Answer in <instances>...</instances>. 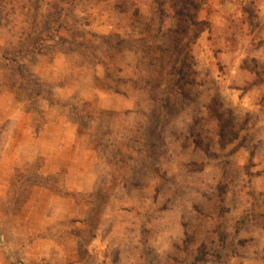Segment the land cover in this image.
I'll list each match as a JSON object with an SVG mask.
<instances>
[{
	"label": "rangeland",
	"instance_id": "rangeland-1",
	"mask_svg": "<svg viewBox=\"0 0 264 264\" xmlns=\"http://www.w3.org/2000/svg\"><path fill=\"white\" fill-rule=\"evenodd\" d=\"M197 2L186 35L177 0H0V264H264V0Z\"/></svg>",
	"mask_w": 264,
	"mask_h": 264
},
{
	"label": "trees",
	"instance_id": "trees-1",
	"mask_svg": "<svg viewBox=\"0 0 264 264\" xmlns=\"http://www.w3.org/2000/svg\"><path fill=\"white\" fill-rule=\"evenodd\" d=\"M177 1L179 3L177 5L176 4L174 5L178 7L177 10L175 11L174 17H177V22H179L178 24L180 25L182 23L186 24L185 27L186 32H184V34L187 35V33L190 32L189 31L190 27L197 26L199 24L198 22L199 20H197V13L199 11L200 6L197 0H177ZM157 3L162 6V3L158 1ZM179 29L182 30V28ZM212 111H213V117L216 118L219 124V130H218L219 132L217 136L221 141H224V139H226V129H227L226 121H224L223 116L220 114V112L217 109L212 107Z\"/></svg>",
	"mask_w": 264,
	"mask_h": 264
}]
</instances>
